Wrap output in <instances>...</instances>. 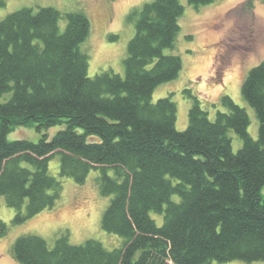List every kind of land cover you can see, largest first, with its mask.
<instances>
[{
  "label": "trees",
  "instance_id": "trees-1",
  "mask_svg": "<svg viewBox=\"0 0 264 264\" xmlns=\"http://www.w3.org/2000/svg\"><path fill=\"white\" fill-rule=\"evenodd\" d=\"M213 1L189 0L196 7ZM183 12L179 0L130 10L135 34L124 75L88 74L82 46L91 21L82 11L24 7L0 19V196L15 210L12 224L61 197L62 181L49 172L50 158L60 152L61 177L83 184L97 172L101 194L110 197L102 228L124 240L108 249L95 239L73 244L64 232L51 248L43 237L23 234L12 250L20 264L264 262V60L241 86L259 121L257 139L248 131L247 108L230 95L211 118L189 89L188 125L178 130L172 95L155 102L152 95L183 68L180 55L166 52ZM27 125L64 128L38 141L8 140L15 127ZM230 131L242 140L236 152ZM152 212L164 215L162 225ZM8 230L0 218V237Z\"/></svg>",
  "mask_w": 264,
  "mask_h": 264
},
{
  "label": "rangeland",
  "instance_id": "rangeland-1",
  "mask_svg": "<svg viewBox=\"0 0 264 264\" xmlns=\"http://www.w3.org/2000/svg\"><path fill=\"white\" fill-rule=\"evenodd\" d=\"M148 1L151 0H7L0 7V19L24 7L37 10L52 6L63 13L82 11L91 21V32L82 46L89 55L88 74L94 76L104 70H113L124 75L127 46L135 34L134 24L127 21V15L132 8ZM179 1L184 5L179 19L180 31L174 47L166 52L180 55L183 68L177 78L157 86L152 100L155 102L172 95L178 107L176 127L184 130L193 101L185 89L199 98L211 118L218 109H223L222 96L230 95L237 104L247 108L251 119L248 131L257 139L259 121L254 109L243 98L241 86L250 69L264 60V0H215L199 7L189 0ZM60 26L65 28V19H61ZM110 35H117V38L111 40ZM62 128L63 125H55L38 131L31 125L17 126L7 138L38 141L44 134L52 137ZM230 136L236 152L242 146V140L234 131H230ZM60 160V152L49 160L50 174L61 179L63 184L61 197L53 208L45 209L21 224H12L15 210L6 204L4 196H0V218L9 224L7 234L0 237V264H20L13 257V245L19 236L28 233L43 237L51 248L64 232H68L73 244L95 239L108 249L122 246V237L102 228V214L110 197L101 194L95 181L97 172L92 171L83 184H78L72 177L59 175ZM151 215L158 225H162L163 214L152 212ZM213 264L264 262L232 260Z\"/></svg>",
  "mask_w": 264,
  "mask_h": 264
}]
</instances>
